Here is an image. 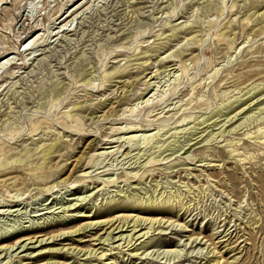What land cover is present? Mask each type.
Segmentation results:
<instances>
[{"label": "rangeland", "instance_id": "1", "mask_svg": "<svg viewBox=\"0 0 264 264\" xmlns=\"http://www.w3.org/2000/svg\"><path fill=\"white\" fill-rule=\"evenodd\" d=\"M0 264H264V0H0Z\"/></svg>", "mask_w": 264, "mask_h": 264}, {"label": "bare ground", "instance_id": "2", "mask_svg": "<svg viewBox=\"0 0 264 264\" xmlns=\"http://www.w3.org/2000/svg\"><path fill=\"white\" fill-rule=\"evenodd\" d=\"M8 62H9V61H8ZM53 149H54L53 147L50 148V149H48V151H47V152H48V155H51V154L53 153V152H52ZM46 157H47V156H46ZM44 161H45V160H44ZM44 163H45V162H44ZM147 212H151V211H147ZM147 220H148V219H147ZM147 220H144V221H143V220H140V221H141V222H144L143 224H145L146 222H148ZM137 223H139V222L134 221V223H133L134 226L137 225ZM150 223H153V222L150 221ZM156 223H157V222H156ZM140 225H141V224H140ZM134 226H133V227H134ZM88 227H92V226H88ZM120 228H121V227H120ZM135 228H136V227H135ZM85 229H86V228H84V229H80L79 232H80L81 230H85ZM135 231H136V229H135ZM133 232H134V231H133ZM74 233H75V232H74ZM130 233H132V232H130ZM134 233H137V231L134 232ZM142 233H143V232H142ZM148 233H149V232H148ZM132 234H133V233H132ZM135 235H136V234H135ZM140 235H141V234H140ZM140 235H139V236H140ZM80 236H81V235H80ZM130 236H131V235H130ZM132 236H133V235H132ZM136 236H137V235H136ZM145 236H146V233H145ZM124 237H125V236H124ZM128 237H129V236H128ZM140 237H142V236H140ZM140 237H139V238H140ZM108 238H109V236H108ZM122 238H123V237H122ZM129 238H130V237H129ZM129 238H127V239H129ZM134 239H135V237H134ZM137 239H138V237H137ZM106 241H107V240H106ZM37 243L40 244L41 247H43V246H42V243H43L42 240H41V241H37ZM129 243H131V242H129ZM45 245H47V244H45ZM22 248H23V247H22ZM45 249H46V248H45ZM140 250H141V248H140ZM95 254H96V252H95ZM100 254H103V253L101 252ZM104 256H105V254L102 255V257H104Z\"/></svg>", "mask_w": 264, "mask_h": 264}]
</instances>
